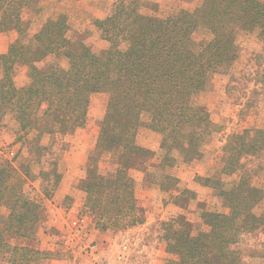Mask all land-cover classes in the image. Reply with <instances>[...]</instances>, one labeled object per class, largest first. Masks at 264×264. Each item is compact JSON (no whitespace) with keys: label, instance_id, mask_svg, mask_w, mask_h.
Masks as SVG:
<instances>
[{"label":"trees","instance_id":"trees-1","mask_svg":"<svg viewBox=\"0 0 264 264\" xmlns=\"http://www.w3.org/2000/svg\"><path fill=\"white\" fill-rule=\"evenodd\" d=\"M138 1L115 0L112 12L94 21L109 45L97 54L84 42L67 37L68 24L61 14L44 21L33 34L31 45L26 37L28 21L21 16L28 0H0V31L18 32L6 53L0 54V103L21 111L20 115L30 106L24 101L30 96L23 94L40 96L34 102L36 109L42 103L47 105L46 116H15L19 129L40 130L46 119L47 131L53 123L59 125L60 132L72 131L84 122L88 94L99 90L110 93L102 134L107 145L114 138L109 130H116L115 137L122 139L116 173L108 177L89 164L79 184L85 192V206L96 214L102 229L123 220L128 224L141 220L127 174L143 155L142 147L134 141L137 128L145 125L161 133L164 161L174 162L169 156L173 150L185 156L194 153L212 131L213 122L206 109L191 103L192 95L202 91L213 74L234 63L239 30L256 32L264 43V0H202L193 10L181 8L164 18L140 14ZM199 28L206 34L195 40L193 33ZM48 54H54V62L41 67L33 64ZM17 63L27 65L35 87H17L10 80L12 65ZM36 138L39 135L30 141L37 143ZM262 150L264 127L228 134L222 173L236 178L230 182L205 178L227 211L202 210L206 229L195 235L181 216L167 222L163 237L166 252L173 258L164 264H242L234 247L240 235L264 230V207L259 214L254 212L264 188L252 183V170L246 166L251 156ZM90 159L95 163V156ZM12 171V164L0 158V204L8 209L0 216V253L12 264H43L50 252L34 243L41 207L23 193L21 179L10 180Z\"/></svg>","mask_w":264,"mask_h":264},{"label":"rangeland","instance_id":"rangeland-1","mask_svg":"<svg viewBox=\"0 0 264 264\" xmlns=\"http://www.w3.org/2000/svg\"><path fill=\"white\" fill-rule=\"evenodd\" d=\"M114 2L115 0H99L97 8L92 12H105L106 17L112 12ZM201 2L202 0H139L138 9L144 16L164 18L181 8L193 10ZM60 14L66 17L67 37L70 40L84 42L97 54L109 46L95 25V15L75 11L72 3L65 6L59 1L53 3L50 0H28L22 9V19L28 21L27 39L31 41L33 34L46 19L56 18ZM2 32L8 46L18 37L15 29ZM205 34L206 31L199 28L193 33V39L198 40ZM235 41L238 45V57L234 63L227 70L213 74L205 88L193 94L190 99L193 105L206 109L213 122L212 131L196 146L194 153L185 156L173 150L169 152V156L174 158V162L164 161V151L160 147L161 133L145 125L137 128L134 141L142 147L143 155L127 171L141 215V220L135 224H128L123 220L106 229L98 227L97 216L85 206V192L79 188L87 165L92 164L98 173L108 177H114L118 167V157L123 149L122 139L120 136L115 137L116 130H109L113 132L114 138L111 145H107L102 134L106 129L103 117L110 100L108 91L99 90L88 94L83 124L65 132L58 130L57 123L51 124L49 131L44 129L47 127L46 119L41 122L40 130L37 127L19 129L20 122L15 116H46L43 115L46 103H42L38 109L34 106V102L40 97L38 95L23 94L25 97L30 96L29 100H24L30 106H26V112L22 115L21 111L10 110L4 103H0V158H6L13 166L10 180L21 179L23 193L40 204L43 216L38 230L54 235L49 243L53 240L62 243L79 255L83 253L82 247L89 244L87 236H73L72 231L77 225L87 235L91 222H94L95 229L100 232L137 228L139 234L136 230L129 235L118 236L116 246H119L115 249L121 258L126 252L123 250L124 246L130 247L129 243H137L139 246L142 241L153 242L160 238L161 243L166 244L163 237L166 224L180 216L191 224L192 234L195 235L206 229L202 223V210L227 211L221 198L209 185L211 182L206 183L205 178L226 182L236 178L235 174L228 176L222 173L226 137L230 133H239L244 128L264 127V43L256 32L244 29L238 31ZM33 44L34 41H31V45ZM51 62H54V54H48L33 64L41 67ZM62 62L66 64L64 60ZM12 67L9 78L14 85L36 86V83L31 82L26 64L17 63ZM2 71L0 62V78L3 76ZM38 135L37 143L30 141ZM92 156L96 158L95 163L90 159ZM246 166L252 170V183L264 188V150L251 156ZM164 175L170 177L165 178ZM52 207L54 221H57L53 226L46 223L47 216L53 211ZM263 207L264 197L256 205L254 212L259 214ZM7 212L8 209L5 208L4 214ZM35 237L34 243L38 246L40 236ZM234 247L239 251L242 264H264L263 229L242 233ZM72 256L69 254V264L73 262ZM81 257L80 262L84 260ZM170 258L173 256L168 253L163 264Z\"/></svg>","mask_w":264,"mask_h":264},{"label":"crops","instance_id":"crops-1","mask_svg":"<svg viewBox=\"0 0 264 264\" xmlns=\"http://www.w3.org/2000/svg\"><path fill=\"white\" fill-rule=\"evenodd\" d=\"M50 1L53 3L55 1L56 3L57 1H59L61 5H65V6H70V3H72V5H74L75 11L79 10V12L84 11L87 13H92L97 17V19H101L105 16L104 15L105 12H102V14H97L95 12L94 13L92 12L93 9L97 8V4L99 3V0H50ZM3 33L4 32L0 31V54L6 53L8 49V44H7L8 42L6 41ZM5 208L6 207L0 204V211H4L3 213L0 212V216L6 215L4 214ZM52 210L53 211L50 212V214L47 216L48 221H46V223L49 222L48 224L51 226L54 225V222L57 223V221H54V214H52L54 213V207H52ZM90 225L91 226L87 228L88 235L85 233V236H87V242H88L87 244H89L93 249L99 252L98 256H100L101 254L107 255L109 257L111 264H163L164 259L168 257V253L165 250L166 244L164 242L161 243L160 238H156L155 240H153V242L151 241L147 242L146 240L142 241L143 243H141V245L139 246L137 243L134 244L129 243L130 247L126 245L125 247L127 251L124 253V255L121 258H119L117 254L118 252L115 249L119 246V245L116 246V243L118 241L117 240L118 236L129 235L130 233H134L137 230V228H129L126 230L123 229L115 232L112 231L109 232V230L100 232L98 229H95L94 222H91ZM136 232L139 234L138 230ZM36 235L40 236L38 238L39 245L36 246L41 250L50 252V257H48L43 262V264H69L70 262L68 261L69 254L73 255L72 264H83L84 261H85L84 263H87L88 260L85 254L80 253L78 255L76 253H73L75 252L73 249L65 247L64 245H62V243L61 244L56 243L54 242V240L53 242L49 243L50 239L54 235H50L49 233L42 232L41 229H39L36 232ZM114 237L115 239H112ZM68 250L70 252H68ZM80 256H82L81 257L82 259L84 258V260L81 262L79 260ZM0 264H12V263L5 261L0 253Z\"/></svg>","mask_w":264,"mask_h":264},{"label":"built area","instance_id":"built-area-1","mask_svg":"<svg viewBox=\"0 0 264 264\" xmlns=\"http://www.w3.org/2000/svg\"><path fill=\"white\" fill-rule=\"evenodd\" d=\"M72 234L74 237L81 236L82 238L83 235H85V231L80 225L79 226L77 225L76 228L72 231ZM82 249H83V254H85L88 260L86 264H111L109 257L107 255L101 254L100 256H98L99 252L93 249L90 245H84ZM123 250L127 251L125 246Z\"/></svg>","mask_w":264,"mask_h":264}]
</instances>
